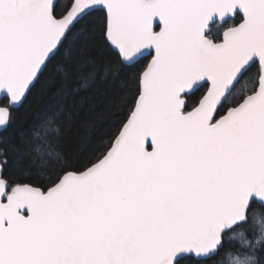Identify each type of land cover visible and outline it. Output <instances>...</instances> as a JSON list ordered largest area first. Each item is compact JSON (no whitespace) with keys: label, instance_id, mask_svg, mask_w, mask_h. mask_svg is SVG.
Returning a JSON list of instances; mask_svg holds the SVG:
<instances>
[{"label":"snow or ice","instance_id":"6c2138e0","mask_svg":"<svg viewBox=\"0 0 264 264\" xmlns=\"http://www.w3.org/2000/svg\"><path fill=\"white\" fill-rule=\"evenodd\" d=\"M0 264H264V0H0Z\"/></svg>","mask_w":264,"mask_h":264},{"label":"trees","instance_id":"16d2710c","mask_svg":"<svg viewBox=\"0 0 264 264\" xmlns=\"http://www.w3.org/2000/svg\"><path fill=\"white\" fill-rule=\"evenodd\" d=\"M43 104H44L43 100H41L38 97H33L30 100V109L32 112L38 113L42 109ZM114 128H115V121L110 119V120L105 122V124H104V130L105 131H112V130H114Z\"/></svg>","mask_w":264,"mask_h":264}]
</instances>
